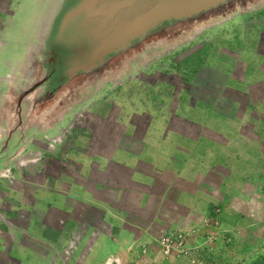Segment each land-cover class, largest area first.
<instances>
[{"label":"rangeland","instance_id":"rangeland-1","mask_svg":"<svg viewBox=\"0 0 264 264\" xmlns=\"http://www.w3.org/2000/svg\"><path fill=\"white\" fill-rule=\"evenodd\" d=\"M78 1L0 0V264H84L78 260L94 247L87 237L97 223L88 170L97 166L104 134L118 141L119 123L132 129L141 115L149 122L161 115L163 126L183 103L196 104L202 117L207 105L230 100L238 123L229 128L237 133L224 140L236 150L258 136L264 145V0L165 20L147 32L155 36L93 61L87 75L91 46L80 17L62 25ZM197 90L200 104L188 95ZM206 115L200 125L208 129ZM223 214L217 208L201 220L219 221L214 241L197 228L188 238L203 233V264H251L264 253V210Z\"/></svg>","mask_w":264,"mask_h":264},{"label":"crops","instance_id":"crops-1","mask_svg":"<svg viewBox=\"0 0 264 264\" xmlns=\"http://www.w3.org/2000/svg\"><path fill=\"white\" fill-rule=\"evenodd\" d=\"M191 93L192 96L188 95L194 97V102L203 101L198 98L202 95L200 91ZM186 95L187 92H182L184 99ZM216 96L226 98L220 92ZM228 102L207 105L202 117L201 110H194L196 104L183 103L179 111L173 107L167 114L168 124L162 126L161 115L150 122L141 115L135 119L133 130L119 123L118 141L102 136L98 163L88 170L85 190L87 200L93 199L90 215L97 222L87 238L90 241L92 237L95 244L88 248L90 252L85 250L80 255L78 262L178 264L187 259L164 258L157 244L159 236L181 229L203 231L201 220L212 216L217 208L221 209L222 218L227 217L224 212L232 213L237 208L249 216H254L258 208L264 210V145L258 136L255 141L243 142L236 150V145L224 140V136L233 134L230 124L237 122L228 113L235 106ZM181 112L180 119L177 113ZM206 114L209 131L206 123L200 125ZM261 115L264 119L263 111ZM252 117L255 120L260 116L257 113ZM144 127L139 135L136 131ZM74 187L82 190L78 184ZM85 203L90 206L88 201ZM83 216H73L77 225ZM73 217L71 223L75 221ZM223 221L224 229H230L231 223ZM203 233L190 242L201 243Z\"/></svg>","mask_w":264,"mask_h":264},{"label":"water","instance_id":"water-1","mask_svg":"<svg viewBox=\"0 0 264 264\" xmlns=\"http://www.w3.org/2000/svg\"><path fill=\"white\" fill-rule=\"evenodd\" d=\"M231 0H79L62 25L80 17L91 50L84 65L102 62L111 51L125 48L135 38L165 20L193 18Z\"/></svg>","mask_w":264,"mask_h":264},{"label":"built area","instance_id":"built-area-1","mask_svg":"<svg viewBox=\"0 0 264 264\" xmlns=\"http://www.w3.org/2000/svg\"><path fill=\"white\" fill-rule=\"evenodd\" d=\"M264 186V180H263ZM206 220V219H205ZM219 226V221L217 218L206 220L203 223V232L207 234L208 240H215L219 235L217 230ZM190 231L176 230L168 231L165 234L157 238V243L159 245L161 253L165 257H185L189 260L190 264H203V259L199 256V249L202 244H192L188 238ZM197 234V233H196ZM210 244V243H208ZM110 261L107 262L109 264ZM136 264V263H133Z\"/></svg>","mask_w":264,"mask_h":264},{"label":"bare ground","instance_id":"bare-ground-1","mask_svg":"<svg viewBox=\"0 0 264 264\" xmlns=\"http://www.w3.org/2000/svg\"><path fill=\"white\" fill-rule=\"evenodd\" d=\"M247 1H249V0H231V1L227 2L226 4L224 3V4H223L222 6H220L218 9H215V10L210 11V12H206V13L201 14V15H205V14H209V13L217 12V11H219L222 7H224V6L228 5V4H234V5H237V4L245 3V2H247ZM157 33H158V32H157ZM157 33H156V32H155V33H151L150 35L145 34V35L143 36L142 39L147 38V37H149V36H155ZM91 71H92V65H86V66L84 67V69H83V73H82V74L87 75V74H89ZM75 74L77 75V73H75ZM76 75H75V76H76ZM73 77H74V76H73ZM72 79H73V78H72ZM75 79H76V78H75Z\"/></svg>","mask_w":264,"mask_h":264},{"label":"trees","instance_id":"trees-1","mask_svg":"<svg viewBox=\"0 0 264 264\" xmlns=\"http://www.w3.org/2000/svg\"><path fill=\"white\" fill-rule=\"evenodd\" d=\"M251 264H264V253L258 255L257 258H254Z\"/></svg>","mask_w":264,"mask_h":264},{"label":"clouds","instance_id":"clouds-1","mask_svg":"<svg viewBox=\"0 0 264 264\" xmlns=\"http://www.w3.org/2000/svg\"><path fill=\"white\" fill-rule=\"evenodd\" d=\"M203 247H205V246H203ZM202 248V247H201ZM212 249L211 247H206V249ZM199 251H200V249H199ZM199 256H200V253H199ZM201 257V256H200ZM202 259V258H201Z\"/></svg>","mask_w":264,"mask_h":264}]
</instances>
